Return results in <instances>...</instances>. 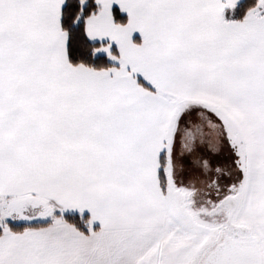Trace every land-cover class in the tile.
Masks as SVG:
<instances>
[{"label":"snow or ice","instance_id":"obj_1","mask_svg":"<svg viewBox=\"0 0 264 264\" xmlns=\"http://www.w3.org/2000/svg\"><path fill=\"white\" fill-rule=\"evenodd\" d=\"M0 264H264V0H0Z\"/></svg>","mask_w":264,"mask_h":264}]
</instances>
